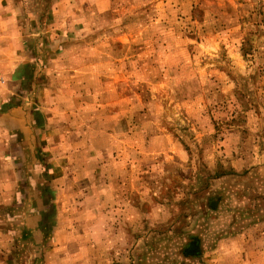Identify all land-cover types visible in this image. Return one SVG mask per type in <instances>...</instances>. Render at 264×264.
<instances>
[{
	"label": "rangeland",
	"instance_id": "374dc122",
	"mask_svg": "<svg viewBox=\"0 0 264 264\" xmlns=\"http://www.w3.org/2000/svg\"><path fill=\"white\" fill-rule=\"evenodd\" d=\"M14 1L39 35L31 54L49 88L53 155L67 173L76 162L85 186L114 190L98 215L87 199L78 217L108 218L99 230L115 239L114 264L262 254L264 0ZM20 168L19 189L36 185ZM8 184L0 179L1 204Z\"/></svg>",
	"mask_w": 264,
	"mask_h": 264
},
{
	"label": "crops",
	"instance_id": "0c3cea01",
	"mask_svg": "<svg viewBox=\"0 0 264 264\" xmlns=\"http://www.w3.org/2000/svg\"><path fill=\"white\" fill-rule=\"evenodd\" d=\"M20 16L14 0H0V156L7 167L0 179L11 181L4 193L7 201L0 203V264H114L115 239L110 229L105 234L99 230L105 225L108 228V218L99 216L100 220L88 223L78 218L87 199L97 215L100 207L115 202L114 190L104 182L98 184L103 179L99 175L97 188H91V182L85 186V172L76 162L77 171L67 173L61 167L62 157L53 155L59 145L45 134L49 88L38 84L44 72L39 73V60L31 54L34 36L39 35L31 33ZM8 148L16 152L14 158L6 156L4 149ZM20 164L31 167L29 177L36 184L22 191L19 184L25 177ZM92 164L93 170L102 168L100 161L94 159ZM11 196L16 199L8 201ZM15 200L21 204L15 206ZM85 227L93 231L89 234ZM14 242L27 246L25 254L13 251ZM262 255L264 252H251L252 258L245 260L242 254L236 255V264H259Z\"/></svg>",
	"mask_w": 264,
	"mask_h": 264
},
{
	"label": "built area",
	"instance_id": "2783aa9c",
	"mask_svg": "<svg viewBox=\"0 0 264 264\" xmlns=\"http://www.w3.org/2000/svg\"><path fill=\"white\" fill-rule=\"evenodd\" d=\"M0 82H2V79L0 78Z\"/></svg>",
	"mask_w": 264,
	"mask_h": 264
}]
</instances>
